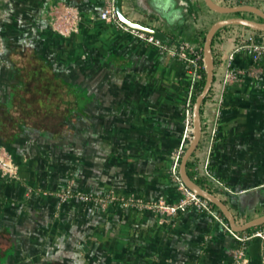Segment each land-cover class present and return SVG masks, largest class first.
<instances>
[{
  "label": "crops",
  "instance_id": "1",
  "mask_svg": "<svg viewBox=\"0 0 264 264\" xmlns=\"http://www.w3.org/2000/svg\"><path fill=\"white\" fill-rule=\"evenodd\" d=\"M58 2L79 6V32L53 27L50 8ZM103 5L0 0V149L20 165V178L0 170V264H231L240 242L193 205L168 215L119 203L61 202L55 193L72 184L169 202L180 197L170 168L183 132L188 66L100 18ZM123 9L165 39L198 44L219 18L262 20L224 15L205 0H123ZM243 30L254 28L228 24L216 32L215 83L236 45L234 32ZM234 64L246 72L226 87L212 150L208 155L200 143L187 169L241 223L264 213V54L254 62L242 50ZM215 108L207 96L202 119ZM207 159L223 185L195 178V166ZM247 254L248 264H264V239L252 238Z\"/></svg>",
  "mask_w": 264,
  "mask_h": 264
},
{
  "label": "built area",
  "instance_id": "2",
  "mask_svg": "<svg viewBox=\"0 0 264 264\" xmlns=\"http://www.w3.org/2000/svg\"><path fill=\"white\" fill-rule=\"evenodd\" d=\"M215 1L225 5L252 3L258 5L264 10V0ZM50 14L52 25L59 32L70 34L80 31L82 13L79 6L66 2H58L52 4ZM99 17L113 23L122 30L157 46L160 51L168 52L188 66L190 82L188 98L184 110L183 132L180 143L173 153L174 160L170 168V174L180 190V197L175 202H169L164 197L146 199L134 194L120 195L113 190L107 193H98L94 190L76 189L72 184H67L55 191L59 200L62 202L70 198H77L84 202L100 204L103 207H107L109 204L119 203L122 206H133L140 209L151 208L168 215H175L179 212L186 211L190 205H193L197 209L213 215L240 242V244L232 250L231 264H248L249 258L247 247L249 241L254 237H262L264 239V227L252 231H247V229L242 231L233 229L219 206L209 198L189 187L184 181L180 171L181 158L189 146L194 132L193 105L205 69L204 44H198L193 40L184 38L165 39L154 33L129 25L119 17L116 8V0H104V5L99 12ZM252 28H254V31L245 32L243 30L234 32L237 40L236 45L226 58L224 71L220 81L217 83L213 81L212 87L207 95L213 96L216 105L214 112L209 114L206 119H202V136L199 144L204 141L208 155L212 150L214 141L219 132V117L221 114V106L225 100L226 87L229 83L240 79L242 74L246 72V69L238 68L234 64L237 53L242 50L247 51L251 54L254 62H258L264 54V29ZM253 71L254 70H251V72ZM0 170L4 176L20 178V165L18 161L4 147L0 149ZM195 170L198 173L195 178H198V175L202 174L212 179V181L223 185V182L211 171L208 159L202 166L196 165ZM226 188L230 190L228 186H226ZM32 189L33 188L30 187V190Z\"/></svg>",
  "mask_w": 264,
  "mask_h": 264
},
{
  "label": "water",
  "instance_id": "3",
  "mask_svg": "<svg viewBox=\"0 0 264 264\" xmlns=\"http://www.w3.org/2000/svg\"><path fill=\"white\" fill-rule=\"evenodd\" d=\"M205 2L210 8L221 13L233 14L239 11L249 10L257 13L262 17V20H257L242 15H229L214 21L207 30L204 41V60H205V71H206L205 84L201 89V91L197 94L193 105V112H194L193 137L191 139L189 146L187 147L186 151L184 152L181 158V164H180L181 175L184 181L187 183V185L192 189H194L195 191H197L198 193H200L201 195L209 198L216 205H218L219 208L224 213V215L226 216V218L228 219L231 227L235 230L242 231L250 227L263 224L264 213L254 218H251L245 222H241V223L238 222L235 212L221 196L216 194L214 191L204 187L202 184H200L194 178H192V176L190 175L187 169V162L189 157L197 148L202 136L203 125H202L201 107L203 101L205 100L206 96L208 95L212 87L215 77V56L213 51V39L215 37L216 32L221 27L228 24H245L258 29H264V10L258 5L252 3L225 5L218 3L215 0H205ZM116 8L119 17L129 25L154 33L160 37L167 38V35L158 28H155L149 24L135 20L134 18L128 16L123 9V0H116Z\"/></svg>",
  "mask_w": 264,
  "mask_h": 264
},
{
  "label": "rangeland",
  "instance_id": "4",
  "mask_svg": "<svg viewBox=\"0 0 264 264\" xmlns=\"http://www.w3.org/2000/svg\"><path fill=\"white\" fill-rule=\"evenodd\" d=\"M264 6V4H263ZM243 13L245 15H248V16H253V17H256V18H259V19H262V17L260 15H258L257 13L253 12V11H249V10H244V11H239V12H236V13ZM224 15H229V14H225V13H222Z\"/></svg>",
  "mask_w": 264,
  "mask_h": 264
},
{
  "label": "trees",
  "instance_id": "5",
  "mask_svg": "<svg viewBox=\"0 0 264 264\" xmlns=\"http://www.w3.org/2000/svg\"><path fill=\"white\" fill-rule=\"evenodd\" d=\"M205 78H206V71L204 69L203 71V78L201 80V82L199 83V86H198V93L201 91V89L203 88L204 84H205ZM207 97V96H206ZM206 99V98H205ZM190 163V161L188 160V164Z\"/></svg>",
  "mask_w": 264,
  "mask_h": 264
}]
</instances>
